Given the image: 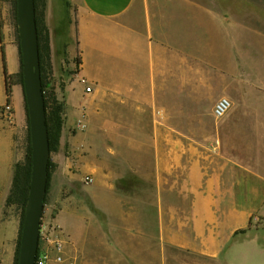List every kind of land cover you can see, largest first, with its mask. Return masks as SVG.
<instances>
[{"label": "rangeland", "instance_id": "374dc122", "mask_svg": "<svg viewBox=\"0 0 264 264\" xmlns=\"http://www.w3.org/2000/svg\"><path fill=\"white\" fill-rule=\"evenodd\" d=\"M12 1L7 0L12 27L17 34ZM157 1H160V8L164 9L159 19V27L164 32L159 37L168 47L161 54L162 66L159 69L166 79L161 99L164 114L156 116L163 122L161 131L149 129L150 121L155 117L149 115H138L137 129H129L132 117L128 114V108L126 113L118 114L121 106H128L127 100L109 91L102 93V96L97 92L96 95L100 98L93 97L90 101L80 93V89L83 91L79 83L81 56L79 51L73 56L68 53L69 45L77 47L79 7L75 0H47L45 20L50 38V56L46 58L47 76L58 100L65 106L63 118L66 121L71 111L75 124H82L83 120H89V111L96 109L92 120L97 129L89 133L94 145L90 152L85 153L92 156L91 161L86 164L92 169H98L99 177L96 184H87L85 178L94 175L95 171L87 173L80 165H74L69 175V184L59 192V199L84 210L86 206H92L91 190L95 186L108 188L111 183H116L124 197L126 208L136 210L137 219H131L128 228L120 219L113 226L103 215H97L101 227L94 232L96 241L84 256V263L264 264V219L258 216L252 218L250 225V222L239 218L242 215L236 210L239 207L236 198L239 194L245 197L246 191L235 187L237 180L231 167L237 164L264 173V140L257 137L264 127V89L257 85V79L264 77V45L261 47L257 42L251 43L249 34L243 31L247 29L248 32L264 34V0H197L201 5L215 6L218 12L216 50L211 52L205 29L196 26L192 15L178 11L180 3L177 0ZM141 18L143 19L142 16ZM193 31L197 33L193 35ZM192 38L198 40L195 46H200L198 57H189L187 52L184 60L177 57L172 50L186 47ZM242 50L251 53L256 63L245 70L254 79L250 83L242 82L240 77L232 75L226 66L227 58L231 60L232 55L240 60ZM117 60V57L91 60L85 70L105 78L114 75L127 79V65L115 72ZM224 97L231 100L232 107L225 117L216 119L213 114L215 104ZM245 110H248L247 113ZM242 111L246 114H238ZM118 122L121 125H117ZM240 130L243 132L241 137L237 135ZM169 134L174 138L179 137L193 148L206 167L222 174L228 173L219 180L215 207L220 219L218 223L226 212H230L233 224L218 226L216 230L221 231L224 237L231 235L235 229L247 232L234 237L219 257H208L197 251L162 242L155 220L156 206L159 203L157 187L154 183L136 179L126 171L128 164L148 166L149 158L155 152V147L150 145L151 139L156 140L159 136ZM241 141L245 146L236 145ZM110 171L117 175L120 172L124 177H110ZM51 196L49 184L46 204L51 203ZM106 197L108 199L104 190L102 198ZM191 201V196L183 200L176 193L170 192L164 194L162 204L166 207L190 205ZM0 206H4L3 201ZM6 206L21 220L20 206ZM45 209L46 207L42 223L53 228L50 215ZM133 222L137 223V228L133 227ZM145 226L150 228L151 233L148 235L142 231ZM186 229L190 231L189 227Z\"/></svg>", "mask_w": 264, "mask_h": 264}, {"label": "crops", "instance_id": "0c3cea01", "mask_svg": "<svg viewBox=\"0 0 264 264\" xmlns=\"http://www.w3.org/2000/svg\"><path fill=\"white\" fill-rule=\"evenodd\" d=\"M75 1L80 11L78 42L77 47L69 45L68 53L73 56L76 51H79L82 60L79 76L87 78L94 86L91 94H86L84 89L83 91L80 89V93L87 97V101H90L93 97L100 98L96 95L97 92H100L102 96V93L109 91L127 100L128 106H121L118 114L126 113L128 108V114L132 117L129 121V129H137L138 115H149L155 116L150 121L149 129L161 131L163 122L156 116L164 114L161 99L166 79L159 69L162 66L161 54L168 47L159 37L164 32V29L159 27V19L164 11L158 5L160 1ZM177 1L180 3L178 11L192 15L196 26L205 29L210 41L209 51L216 50L218 12L215 6L201 5L197 0ZM243 31L249 34L251 43L257 42L261 47L264 45L263 33L248 32L247 29ZM192 33L195 35L197 32ZM190 40L186 47L170 50L182 60H184L185 52L189 57L197 58L200 46L199 44L195 46V43L198 40L195 41V38ZM111 57L118 59L115 72L118 69L120 71L121 66L127 65L129 69L127 79L123 80L124 77L117 78L114 75L105 78L99 74L86 72L85 69L91 60L100 61ZM231 57V60L227 58L226 64L231 74L240 77L242 82H253V77L245 71L256 64L252 54L242 50L240 60L234 55ZM5 70L8 76L20 73L21 55L10 19L9 2L0 0V203L3 201L4 204L0 206V264H14L20 234V218L8 210L6 204L13 186L16 165L23 163L26 158L28 115L23 87L14 84L11 94L8 95ZM257 85L264 89V77L257 79ZM8 103H11L13 108L12 122L3 113ZM245 111L247 113L248 110ZM258 111L261 113L260 110ZM95 112L96 109L92 108L89 111V120H83L82 124H75V118L70 111L61 132L58 150L51 153L50 157L53 164L49 182L52 201L49 204L45 203V210L50 215L52 225L60 231L66 241L65 253L71 264H85L84 256L88 254L89 247L96 241L94 232L101 227L97 219L99 213L113 226L116 220L120 219L128 228L130 220L137 219L136 210L126 208V203L123 202L124 197L116 183H111L108 188L95 186L91 190L92 206L90 208L86 206L84 210L59 199V192L66 189L69 184V175L74 165H80L87 173L95 171L91 176L93 185L99 177L98 169H92L86 164L91 161L92 156L85 153L94 145L89 133L97 129L92 120ZM246 113L242 111L238 114ZM118 123L117 125H121V122ZM118 127L121 128V126ZM237 135L241 137L242 130ZM257 137L264 140V127L262 132H258ZM130 143L134 142L130 141ZM150 145L155 147V152L154 156H150L148 166L128 164L126 171L136 179L154 183L157 187L159 203L156 206L155 220L162 242L197 251L208 257H219L222 251L232 243L234 234L238 230L235 229L226 237L221 234V231L216 230L218 226L233 224V215L230 212H226L224 218L218 223L220 219L215 207L219 180L223 176L226 177L228 173L222 174L206 167L200 157L194 153L193 148H190L184 140L179 137L174 138L171 134L159 136L156 140L151 139ZM236 145L245 146L242 141ZM231 167L234 169L233 174L237 180L235 187L246 191L245 197L239 194L240 197L237 195L236 198L239 204L236 210L242 215L239 218L244 222H250L257 216L264 219V173L237 164ZM109 176L115 179L124 177L120 172L117 175L112 171ZM104 190L108 199L102 198ZM170 192L176 193L183 200L191 196L190 205L164 206L163 196ZM133 227L137 228L136 222H133ZM187 227L190 231L186 229ZM142 231L147 235L151 233L147 226ZM44 247L46 245L42 244V248Z\"/></svg>", "mask_w": 264, "mask_h": 264}, {"label": "water", "instance_id": "95a60500", "mask_svg": "<svg viewBox=\"0 0 264 264\" xmlns=\"http://www.w3.org/2000/svg\"><path fill=\"white\" fill-rule=\"evenodd\" d=\"M23 89L31 145V182L21 231L18 264H36L51 157L34 0H16Z\"/></svg>", "mask_w": 264, "mask_h": 264}, {"label": "trees", "instance_id": "16d2710c", "mask_svg": "<svg viewBox=\"0 0 264 264\" xmlns=\"http://www.w3.org/2000/svg\"><path fill=\"white\" fill-rule=\"evenodd\" d=\"M35 1V11H36V25H37V36L41 63V78H42V90L45 99V108L47 114V126H48V136L50 143V151L54 153L58 150L59 142L61 138V132L65 124V118H63L65 106L60 102L55 94V90L49 81L47 76L48 67L46 65V58L50 56V38L49 32L45 20V11L47 7V0H34ZM13 8L14 18L17 20V2L13 0L11 2ZM17 28V27H16ZM17 31V30H16ZM16 39L19 45V36L16 32ZM20 48V46H19ZM21 55V52H20ZM81 64V62L79 63ZM22 56H21V71L17 75L8 76L6 73L7 81V92L8 95L12 92V87L14 84H19L23 87L24 79L22 73ZM27 111V107H26ZM28 115V113H27ZM31 145H30V134H29V123H28V137H27V148H26V158L23 163H19L15 168V175L13 180V186L7 200L8 205H18L22 209V216L20 220V234L17 243L16 256L14 264H18L19 250H20V239L21 231L25 216V209L28 202L30 182H31ZM53 169V164L51 159L49 161L48 167V185L51 178V170ZM47 194V193H46ZM46 197V196H45ZM46 203V198H45ZM252 224V219L250 220V225ZM247 230H237L234 237L239 234H245Z\"/></svg>", "mask_w": 264, "mask_h": 264}, {"label": "built area", "instance_id": "2783aa9c", "mask_svg": "<svg viewBox=\"0 0 264 264\" xmlns=\"http://www.w3.org/2000/svg\"><path fill=\"white\" fill-rule=\"evenodd\" d=\"M79 83L83 86L86 94H91L94 91L93 84L87 78L80 77ZM231 107L232 102L230 99L226 97L219 99L214 107V117L216 119L225 117ZM3 113L7 116L10 122L13 121V108L11 103H8L4 107ZM85 182L91 184L93 183V178L87 176ZM42 244H45L46 247L42 248ZM65 245L66 241L57 228H48L42 223L40 230V247L36 264H71L66 257Z\"/></svg>", "mask_w": 264, "mask_h": 264}]
</instances>
